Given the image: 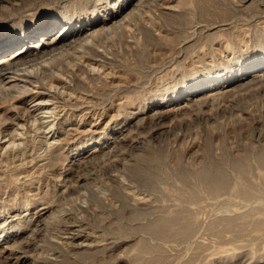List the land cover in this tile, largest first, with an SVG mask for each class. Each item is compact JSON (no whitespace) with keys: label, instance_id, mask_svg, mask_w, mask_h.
I'll return each instance as SVG.
<instances>
[{"label":"rangeland","instance_id":"1","mask_svg":"<svg viewBox=\"0 0 264 264\" xmlns=\"http://www.w3.org/2000/svg\"><path fill=\"white\" fill-rule=\"evenodd\" d=\"M16 1L0 0V26L7 23L5 16ZM222 1L230 15L204 21L197 16L193 0H148L121 27L91 41L89 47L94 52L71 51L35 71L38 80L52 88L46 87L45 95L38 99L30 91L25 93L30 101L34 98L26 105L28 118L23 116L27 115L21 109L24 104L5 101L0 108L1 248L12 244L11 236L5 239V235L19 237L24 230V242L21 238L23 243L18 242L14 252L31 255L33 259L26 264L60 262L65 257L73 260L84 250L91 254L88 260L82 256L80 264H146L156 258L161 264L264 262V167L257 160L264 150V78L246 86L248 89L224 93L202 105L188 107L182 102V109L162 120L154 113L168 105L151 107L210 73L234 69L246 56L264 57V0ZM59 3L34 0L29 8L32 12L54 10ZM168 10L183 12L188 19L182 24L167 22L160 13ZM147 30L153 36L149 42L145 40ZM78 82L81 88L75 87ZM31 88L26 84L24 89ZM0 90L2 102L23 89L15 92L18 89L6 86ZM36 102L47 104L41 109ZM12 103L23 112L6 113ZM131 112L141 115L138 127L132 126L134 120L123 127ZM157 125L167 129L152 133ZM97 143L102 150L98 157L79 158L82 148L87 152ZM145 154L158 162L147 160L144 166ZM239 157L249 163L250 180L258 187L263 185L256 188L255 197L245 202L229 189L215 195L202 187L199 173L210 163L233 180L237 172L231 159ZM135 166H144L142 170L148 172L143 175L139 169L140 176H133L128 170ZM197 191L192 200L189 195ZM45 208L49 215L34 226ZM176 211L186 218L179 226L181 237L166 240L142 228L159 217L175 216ZM226 216L232 218V227L221 223ZM121 226L136 227V231L124 233ZM144 239L151 249L139 247Z\"/></svg>","mask_w":264,"mask_h":264},{"label":"bare ground","instance_id":"2","mask_svg":"<svg viewBox=\"0 0 264 264\" xmlns=\"http://www.w3.org/2000/svg\"><path fill=\"white\" fill-rule=\"evenodd\" d=\"M97 1V2H96ZM148 0H95V4L92 6L91 3H93V0H60V3L56 6V9L54 10H49L47 8L41 9L39 12H32L31 8L29 6L32 5L34 0H18L15 2V4L11 5V8L8 10L9 15L5 16L7 23L4 24L3 26H0V89H7L13 87L18 89L15 92H20L19 94L16 95H11L12 97L9 100H4L0 101V108L4 106L5 101H11L13 103L17 104H24V106H21V109L27 112V115H23L25 117L30 114L28 112L29 110L27 109V104L30 103L31 101L34 100V98L38 99L40 97H43L45 95V90H51L50 87L45 86V84H42L38 78L35 75V71L37 70H42L45 69L47 64L52 63L53 60H55L58 57H61L65 54L70 53L71 51H78V50H89L91 52H94L91 47H89V44L91 41H93L97 36L100 34H103L105 31L108 30H115L119 27L122 26L123 22L133 14L135 9L139 8L140 5L144 4ZM150 1V0H149ZM220 0H193L195 4V10L198 11L197 16L203 18H208V17H220L221 18H226L229 14L230 11H228V8H224L221 6V1ZM225 2V0H223ZM222 1V3H223ZM230 1V0H229ZM227 2V1H226ZM245 2V1H243ZM252 1H250L251 3ZM148 3V2H147ZM79 5V6H78ZM249 6V5H248ZM141 7V6H140ZM258 9V8H257ZM184 10V9H183ZM101 11V14H99ZM189 11V10H187ZM182 12V10L180 11ZM242 12V11H241ZM249 12V11H248ZM192 13V12H191ZM197 13V12H195ZM49 16L46 19L43 18L44 15ZM162 18L170 23L175 22L176 23H181L186 19V14L185 13H179L177 10V13L175 11L170 12L168 11H162L161 13ZM243 14V13H242ZM189 15V14H187ZM196 16V14H195ZM135 17V16H134ZM192 17V16H191ZM136 18V17H135ZM210 18V20L212 19ZM131 19V18H130ZM188 19V17H187ZM186 19V20H187ZM191 19V18H190ZM216 19V18H215ZM214 20V19H212ZM229 20V19H228ZM189 21V20H188ZM205 21V20H204ZM218 21V20H217ZM223 21V20H222ZM214 22V21H213ZM216 22V21H215ZM184 23V22H183ZM221 22H219L220 24ZM236 24V23H235ZM205 25V24H204ZM177 26V25H176ZM180 26V25H179ZM232 26V25H231ZM182 27V25H181ZM184 27V24H183ZM177 28V27H176ZM254 28V27H253ZM180 29V28H178ZM181 30V29H180ZM177 31V29H176ZM179 31V30H178ZM145 32V31H144ZM250 32V31H249ZM151 33V32H150ZM148 30L144 33L145 34V40H149L150 37H153L150 35ZM178 33V32H177ZM182 33V32H180ZM227 33V32H226ZM106 34V33H105ZM217 34V33H216ZM223 34V33H222ZM236 34V33H235ZM227 35V34H226ZM103 36V35H101ZM182 37V36H181ZM211 38V37H210ZM209 41V40H208ZM213 41V40H212ZM225 41V40H224ZM149 42V41H147ZM210 46V45H208ZM95 47V46H94ZM14 49V51H12ZM99 48V47H97ZM264 50V49H263ZM99 51V50H98ZM90 52V53H91ZM264 53V52H263ZM252 54V53H251ZM263 55L260 54L259 56L256 57V55L253 57L251 56H246L243 58L236 66L234 69L228 70L224 73L221 72H213L210 73L207 76H204V78H201L197 80L196 82H192L191 84L188 85L185 89H182L178 93H170L167 94L166 98L162 101L154 102L151 107L153 109V106H161L167 104L168 106L160 108L156 113H154V116L156 115L157 120L166 118L168 115H170L173 112H177L178 110L182 109L183 106H180L181 103L183 102L185 105L188 107L191 106H198L202 105L209 99L212 100V98L215 97H220L222 94L227 93H233L236 92L238 89L244 88L246 86H252V84H255L256 82H259L263 80L264 78V59ZM81 59V58H80ZM105 60V59H104ZM60 61V60H59ZM180 62V61H178ZM177 63V62H176ZM108 67V66H107ZM208 73V72H207ZM61 74V73H60ZM56 76V75H55ZM48 77V76H47ZM59 77V76H58ZM57 77V78H58ZM62 77V76H60ZM89 78V77H88ZM52 79V78H51ZM48 80V78L46 79ZM57 80V79H56ZM51 81V80H50ZM68 81V80H67ZM87 81V79H86ZM262 82V81H261ZM264 82V80H263ZM22 83L23 85H20ZM51 83V82H50ZM28 84L32 86L31 89H24L25 85ZM76 85V86H75ZM75 87L81 88V84L75 83ZM257 85V84H256ZM259 85V84H258ZM9 86V88H8ZM48 87V88H46ZM248 87H246L248 89ZM54 88V87H53ZM245 88V89H246ZM35 89V91L33 90ZM85 89V88H83ZM243 89L240 90V92ZM1 91V90H0ZM30 91L34 96V98L30 101L29 96L25 95L26 92ZM49 92V91H48ZM239 92V90H238ZM236 92V93H238ZM258 92V91H257ZM235 93V94H236ZM53 94V93H52ZM1 95V94H0ZM234 95V94H233ZM255 95V94H254ZM263 95V94H262ZM229 96V95H228ZM29 98V99H28ZM51 98V97H50ZM231 98V97H230ZM10 104V106L5 109L6 113H12V114H19L20 112V106L19 105H14ZM41 103V102H40ZM39 102L34 105L39 106L38 108H41L42 106H46L47 103L45 104H40ZM69 104V103H68ZM77 104V103H76ZM78 107V105L75 104H70V107L72 106ZM184 105V106H185ZM121 106V105H120ZM212 106V105H210ZM34 109L35 111L38 109ZM45 108V107H44ZM27 109V110H24ZM42 109V108H41ZM40 109V110H41ZM52 109V108H51ZM74 109V108H73ZM21 110V111H22ZM147 110H149L147 108ZM22 111V112H23ZM34 111V112H35ZM143 113V112H142ZM17 114V115H18ZM51 114V113H50ZM22 115V114H21ZM174 115V114H173ZM3 116V115H2ZM10 116V115H9ZM30 116V115H29ZM131 116V117H130ZM141 116V115H140ZM140 116L139 114L132 113L129 114L128 116H124V126L125 123L130 125V122H132V126H137V123L140 121ZM152 116V115H151ZM171 116V115H170ZM208 116V115H207ZM13 117V116H12ZM202 117V116H201ZM14 118V117H13ZM12 118V119H13ZM17 118V117H16ZM21 117H19L20 120ZM28 118V117H27ZM208 118V117H207ZM214 118V117H213ZM9 119V118H8ZM24 117L22 118V120ZM34 120V119H33ZM38 120V119H37ZM9 121V120H8ZM24 121V120H23ZM39 121V120H38ZM130 121V122H129ZM142 121V118H141ZM10 122V121H9ZM7 122V125L8 123ZM13 122V120H12ZM5 123V122H4ZM39 123V122H38ZM122 123V124H123ZM16 124V123H14ZM18 124V122H17ZM154 124V123H153ZM1 125V124H0ZM6 125V126H7ZM161 125V124H160ZM164 125V124H163ZM22 126V125H21ZM138 127V126H137ZM157 128L152 132V133H161L163 132L165 127L163 126H156ZM155 128V127H154ZM18 129V128H17ZM130 129V128H129ZM133 129V128H132ZM167 129V128H166ZM165 129V130H166ZM152 131V130H151ZM151 133V134H152ZM141 135V134H140ZM145 135V134H144ZM155 137V136H154ZM22 138V137H21ZM153 138V137H152ZM139 140V139H138ZM105 141V140H104ZM136 141V140H135ZM134 141V142H135ZM44 142V141H43ZM138 142V141H137ZM104 143V142H102ZM99 143V144H102ZM111 143V142H110ZM146 143V142H145ZM98 143L91 149L90 151H85L84 148L80 150L79 152H82L78 155H80L81 160H87L88 159H94L96 156L98 157L99 154H101V149L96 147ZM250 145V144H249ZM25 146V145H24ZM116 146V145H115ZM264 148V147H263ZM79 150V149H78ZM96 150H98L96 153ZM58 152V151H57ZM132 152V151H131ZM148 152V151H147ZM260 152V151H259ZM258 152V153H259ZM26 154V153H25ZM54 154V153H53ZM57 154V153H55ZM54 154V155H55ZM52 155V153H51ZM77 155V156H78ZM103 155V154H102ZM146 155V154H145ZM150 156V154H148ZM28 156V155H27ZM58 156V155H57ZM104 156V155H103ZM141 156V155H140ZM153 157L154 155L151 154ZM158 156V155H157ZM108 157V156H107ZM156 159H158L156 156H154ZM153 157V158H154ZM53 158V157H52ZM142 157V164L146 163V161L150 160L152 162L151 157L146 158ZM148 158V159H147ZM154 158V160H155ZM22 159V158H21ZM57 159V158H56ZM68 159V158H67ZM108 159V158H107ZM73 159H70L72 162ZM97 160V158H96ZM99 160V159H98ZM139 160V162H140ZM231 166H233V169L236 170L237 175L234 177V179L231 176L229 177L224 170H222L219 166L217 165H212L211 163L208 164L207 168H202L203 170L201 171L202 177L200 179L203 180V188L208 190L212 194H220V192L229 189L230 192H232V195L235 194L240 200L244 199L246 200H251L252 197H255L256 195V188H261L258 187L255 182L253 183L250 180L249 177V163L247 164L246 161L242 158H236V159H231ZM258 162L260 166L264 167V150L263 152L261 151L258 155ZM32 161V160H31ZM69 161V163H70ZM90 161V160H89ZM118 161V160H116ZM115 161V162H116ZM158 162V160L153 161V164L155 162ZM49 162V161H47ZM46 162V163H47ZM85 162V161H84ZM74 163V162H73ZM149 163V162H148ZM209 163V162H208ZM225 163V162H224ZM64 164V163H63ZM82 164V163H81ZM90 164V163H89ZM150 165L152 163H149ZM87 165V164H86ZM146 165V164H145ZM144 165V166H145ZM147 164V166H150ZM144 166H142L144 168ZM154 166L155 165H151ZM158 166V165H157ZM252 166V165H251ZM153 167V168H154ZM222 167V166H221ZM142 168V169H143ZM158 168V167H157ZM129 169V168H128ZM139 166L132 167L130 170L131 174L135 176L139 171H141V174L145 175L146 172H144L142 169H140ZM67 170V169H66ZM139 170V171H138ZM127 171V172H128ZM143 171V172H142ZM194 171V170H193ZM252 171V170H251ZM263 171V170H262ZM68 172V171H67ZM76 172V171H75ZM199 172V171H198ZM231 172V171H230ZM196 173V172H195ZM73 174V173H72ZM149 174V173H148ZM198 174V173H197ZM264 174V172L262 173ZM147 175V174H146ZM156 175V174H155ZM200 175V176H201ZM258 175V174H257ZM138 173V177H139ZM150 176V175H149ZM187 176V175H186ZM185 176V177H186ZM253 176V175H252ZM141 177H143L141 175ZM140 177V179H142ZM151 177V176H150ZM256 177V176H255ZM134 178V177H133ZM137 178V175H136ZM154 178V177H153ZM259 178V177H258ZM68 179V178H67ZM150 179V178H148ZM260 179V178H259ZM264 179V177L262 178ZM71 180V179H70ZM170 180V179H169ZM142 181V180H141ZM144 181V180H143ZM150 181V180H149ZM171 181V180H170ZM192 181V180H191ZM198 181V180H197ZM261 181V180H260ZM76 182V181H75ZM145 182V181H144ZM158 182V181H157ZM150 183V182H149ZM199 183V182H198ZM264 184V181L262 182ZM67 184V183H66ZM73 184V183H72ZM77 184V183H75ZM84 184V183H83ZM89 184V183H88ZM201 184V183H200ZM70 185V184H69ZM90 185V184H89ZM260 185V184H259ZM72 186V185H70ZM80 186V185H79ZM181 186V185H180ZM257 186V187H256ZM116 187V186H115ZM75 188V187H73ZM161 188V187H160ZM178 188V187H177ZM77 189V188H76ZM180 189V188H179ZM198 190V189H197ZM78 191V189H77ZM166 191V190H165ZM164 191V192H165ZM187 191V190H186ZM204 191V190H203ZM260 191V190H259ZM263 190L261 189V192ZM117 192V191H116ZM163 192V194H164ZM167 192V191H166ZM177 192V191H176ZM191 192V191H190ZM201 192V191H200ZM207 192V191H206ZM68 193V192H67ZM76 193V192H75ZM84 193V192H83ZM168 193V192H167ZM193 193V192H191ZM195 195L189 197L192 199H195V196H198L199 193L194 192ZM116 194V193H115ZM161 194V192H160ZM183 194V193H182ZM223 194V193H221ZM63 195V194H62ZM68 195V194H67ZM70 195V194H69ZM95 195V194H94ZM122 195V194H120ZM119 195V196H120ZM165 195V194H164ZM227 195V194H225ZM231 195V194H230ZM72 196V195H71ZM118 196V195H117ZM166 196V195H165ZM168 196V195H167ZM173 196V195H172ZM178 196V195H177ZM122 197V196H121ZM169 197V196H168ZM181 197V196H180ZM185 198L186 196L183 195ZM220 197V196H219ZM232 197V196H231ZM101 198V197H100ZM123 198V197H122ZM182 198V199H184ZM199 198V197H196ZM181 199V200H182ZM188 199V197H187ZM192 199V200H194ZM200 199V198H199ZM255 199V198H254ZM167 200V199H166ZM191 200V201H192ZM202 200V199H201ZM248 200V201H249ZM257 200V199H256ZM125 201V200H124ZM243 201V202H244ZM245 201V202H246ZM168 202V201H167ZM183 202V201H182ZM187 202V201H186ZM194 202V201H192ZM196 202H199L198 200ZM211 202V201H210ZM55 203V202H54ZM124 203V202H123ZM122 203V204H123ZM189 203V202H187ZM52 204V202H51ZM221 204V203H220ZM219 204V205H220ZM252 204V203H251ZM259 204V203H258ZM129 205V204H128ZM213 205V204H212ZM230 205V204H229ZM231 206V205H230ZM249 206V205H248ZM251 206V205H250ZM150 207V206H149ZM172 207V206H171ZM204 207V206H203ZM227 207V206H226ZM263 207V206H259ZM258 207V208H259ZM135 208V207H134ZM145 208V207H144ZM148 208V207H146ZM145 208V209H146ZM169 208V207H168ZM167 208V209H168ZM85 209V208H84ZM137 209V207H136ZM182 209V208H181ZM199 209V208H198ZM227 209V208H226ZM254 209V208H253ZM262 209V208H260ZM49 209L45 208L44 211L39 214L36 217V223L34 226H37L40 220L46 215ZM149 210V209H148ZM163 210V209H162ZM177 210V209H176ZM224 210V209H223ZM146 211V210H145ZM160 211V210H158ZM165 211V210H164ZM168 211V210H167ZM183 211V210H181ZM198 211V210H197ZM234 211V210H233ZM255 211V210H254ZM142 212V210L140 211ZM134 213V212H133ZM148 213V212H147ZM167 213V212H166ZM173 213V211L171 212ZM190 213V212H189ZM192 213V212H191ZM220 213V212H219ZM261 213V212H260ZM136 214V213H135ZM209 214V213H208ZM52 215V214H51ZM140 215V214H139ZM175 216H164V217H159L155 219L154 221L149 222L147 225L145 224L142 226V228L146 229V231L151 233L154 236H158L159 238H167L168 237H181L183 232H180L179 226H182L186 223V218H185V213H184V218L182 217V214L176 211L174 212ZM187 215V214H186ZM193 215V214H192ZM197 215V214H196ZM262 215V214H261ZM120 216V215H119ZM160 216V215H159ZM189 216V214H188ZM245 216V215H244ZM264 216V213H263ZM154 217V216H153ZM193 217V216H192ZM196 217V216H195ZM227 218L223 217L224 219L222 220L225 226H230L232 222V218L230 219L228 216ZM243 217V216H242ZM248 217V216H247ZM254 217V216H252ZM128 218V217H127ZM139 218V217H138ZM236 218V217H235ZM145 219V218H144ZM190 219V218H189ZM217 219V218H216ZM219 219V218H218ZM222 219V218H221ZM238 220V219H236ZM262 220V219H261ZM259 221L262 223V221ZM216 221V220H215ZM234 221V219H233ZM257 221V220H256ZM43 222V221H42ZM75 222V221H74ZM190 222V220H189ZM241 222V221H240ZM239 222V223H240ZM59 223V222H58ZM188 223V222H187ZM191 223V222H190ZM196 223V222H195ZM213 223V222H212ZM243 223V222H242ZM241 223V224H242ZM248 223V222H247ZM42 224V223H41ZM193 224V223H191ZM126 225V224H125ZM214 225V224H212ZM187 226V225H186ZM190 226V224H189ZM233 224L231 225V227ZM261 226V225H260ZM58 227V226H57ZM119 227V226H118ZM122 227V226H121ZM120 229L123 230V232H132L135 230L130 229L129 227L123 226ZM188 227V226H187ZM186 227V228H187ZM210 227V226H209ZM242 227V226H241ZM263 227V226H262ZM35 228V227H34ZM42 228V227H41ZM138 228V227H137ZM185 228V229H186ZM212 228V227H211ZM229 228V227H228ZM235 228V227H234ZM22 229V228H21ZM25 229V228H24ZM139 229H141L139 227ZM226 229V228H225ZM254 229V228H253ZM263 229V228H262ZM119 230V228H118ZM189 230V229H188ZM243 230V229H242ZM261 230V229H260ZM19 229L15 230L13 234L17 233ZM32 231V230H31ZM37 230L35 229L34 232ZM55 231V230H54ZM109 231V230H108ZM136 231V230H135ZM227 231V230H226ZM231 231V230H230ZM24 230L22 231V235L17 237L16 235H5V239L10 237V242H12L11 245H5L3 248L0 247V264H26L29 260L33 259L31 255H28L27 253L19 252L16 253L14 252V248L18 247V242L21 243L25 237V232L23 234ZM33 232V231H32ZM107 232V231H106ZM117 232V231H116ZM121 232V230H120ZM239 232V231H238ZM263 232V231H262ZM47 233V232H46ZM73 233V232H72ZM104 233V232H103ZM119 233V232H118ZM135 233V232H134ZM121 234V233H120ZM128 234V233H126ZM130 234V233H129ZM189 234V233H188ZM29 235L31 236L32 233ZM28 235V236H29ZM81 235V234H80ZM262 235V234H261ZM29 236V237H30ZM254 236V235H253ZM259 236V235H258ZM33 237V236H32ZM65 237V236H63ZM4 238V237H3ZM22 238V239H21ZM129 238V236H128ZM22 241H21V240ZM178 239V238H177ZM41 240V239H40ZM146 239H144L143 243L139 245V247L145 251L151 249L150 245H147L145 242ZM264 240V239H263ZM148 241V240H147ZM24 242V241H23ZM22 242V243H23ZM26 242V241H25ZM29 242V240H28ZM104 242V241H103ZM142 242V241H141ZM44 243V242H43ZM39 244V243H38ZM104 244V243H103ZM150 244V242H149ZM23 244H21L22 246ZM49 245V244H48ZM53 246V245H52ZM201 246V245H200ZM73 247V246H72ZM20 248V247H19ZM110 248V247H109ZM157 248V247H156ZM159 248V247H158ZM108 249V248H107ZM138 250V248H136ZM67 250V249H66ZM225 250V249H224ZM46 251V250H45ZM153 251V250H151ZM27 252V251H26ZM42 252V251H41ZM30 253V251H29ZM39 253V252H38ZM43 253V252H42ZM78 253V252H77ZM76 253V254H77ZM135 253V252H134ZM133 253V254H134ZM65 254V253H64ZM72 254V253H71ZM79 254V257H74L75 259L71 260L69 258H64L60 262H53V261H43V263L46 264H80L81 262V257L89 256L91 254V251L84 250ZM216 254V253H215ZM54 255V254H53ZM75 256V255H74ZM137 256V255H136ZM135 256V258H136ZM142 256V255H141ZM144 256V255H143ZM156 256V255H155ZM215 256V255H214ZM45 257V256H44ZM47 257V255H46ZM131 257V256H130ZM139 257V256H138ZM38 258V257H37ZM35 258L36 260H38ZM83 258V259H84ZM93 258V257H92ZM144 258V257H143ZM154 258V257H153ZM152 258V259H153ZM156 258V257H155ZM47 259V258H46ZM87 259V258H86ZM117 259V258H116ZM141 259V258H140ZM157 259V258H156ZM151 260L149 263L146 264H161L163 262H160V260ZM162 259V258H161ZM88 260V259H87ZM138 260V259H137ZM33 261V260H32ZM35 261V260H34ZM84 261V260H83ZM82 261V262H83ZM131 261V260H130ZM139 261V260H138ZM141 261V260H140ZM139 261V262H140ZM148 261V260H147ZM101 262V261H100ZM134 262V260H133ZM87 263V262H85ZM96 264V263H95ZM100 264V263H98ZM109 264V263H108ZM133 264V263H132ZM255 264H264V262H259Z\"/></svg>","mask_w":264,"mask_h":264}]
</instances>
